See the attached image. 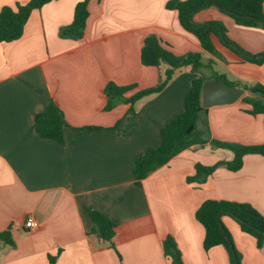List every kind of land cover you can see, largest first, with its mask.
I'll list each match as a JSON object with an SVG mask.
<instances>
[{
  "label": "crops",
  "instance_id": "crops-1",
  "mask_svg": "<svg viewBox=\"0 0 264 264\" xmlns=\"http://www.w3.org/2000/svg\"><path fill=\"white\" fill-rule=\"evenodd\" d=\"M28 0H0L3 7ZM83 0H54L36 9L23 36L0 42V264H171L163 241L176 240L185 264H232L229 250L204 248L205 229L196 211L206 200L248 203L264 216V156L248 155L241 170L219 167L203 184L189 182L196 165L231 161L234 154L208 142L195 144L136 184L135 161L161 144V130L185 111L193 81L225 77L245 90L264 86V62L257 64L212 41L217 54L180 23L170 0H89L83 37L67 38ZM194 22H218L249 55H264V29L239 25L216 7L194 15ZM159 38L178 56L201 55L198 73L178 69L159 93L131 104L121 100L110 111L106 86H133L121 99L155 87L168 68L145 66L141 51L148 36ZM208 62H212L207 66ZM242 97V98H243ZM207 108L200 117L204 137L240 145H264V114L252 115L243 99ZM53 101L68 123L64 143L42 138L35 117ZM85 127L100 130L83 132ZM117 223L114 247L92 233L91 212ZM33 218L38 227L29 230ZM244 264H264V245L243 232L230 216L222 218Z\"/></svg>",
  "mask_w": 264,
  "mask_h": 264
},
{
  "label": "trees",
  "instance_id": "trees-1",
  "mask_svg": "<svg viewBox=\"0 0 264 264\" xmlns=\"http://www.w3.org/2000/svg\"><path fill=\"white\" fill-rule=\"evenodd\" d=\"M52 1L54 0H28L25 4L18 3L14 7H3L0 12V42L20 39L31 13ZM88 3L89 0H83L77 4L72 24L61 29L63 37L74 39L83 37L90 16ZM166 7L178 11L183 28L194 35L208 52L217 54L212 41V35H217L224 45L242 55L246 60L257 64L264 62V58H253L237 43L230 40L226 28L221 23L197 24L194 22L196 13L216 7L233 17L239 25L264 29V0H170ZM141 61L145 66L159 68L162 64H166L168 68L161 74L159 83L155 87L140 90L127 100L121 98L133 86L119 87L112 82L108 83L106 86L108 102L105 110H112L121 100L133 104L144 97L161 92L171 82L178 69L189 67L193 72L198 73L205 66L200 54L189 53L178 56L154 35L146 38L141 51ZM211 64L212 62H208L207 66ZM208 80L200 76L193 81L192 88L185 99V111L161 130L160 146L150 148L135 161L133 172L137 185H142L152 172L168 164L174 157L195 144L203 145L211 142L213 146L229 150L234 154L231 161L221 160L210 166L197 164L195 176L188 178V181L199 184L205 183L219 167H226L230 171L237 172L242 169L248 155L264 156V145L246 146L217 140L209 141L204 137L198 122L200 117L208 111L202 105L203 86ZM217 80H225V77L218 76ZM226 82L235 86L227 80ZM246 90L250 92V96L242 99L252 106L249 113L254 116L264 114V86L256 84L247 87ZM68 126L63 111L53 101L48 102L44 110L35 117L36 131L44 139L64 143V129ZM79 130L92 132L100 128L85 127ZM195 215L205 229L204 248L208 251L216 246L224 245L230 252L232 264H241V255L237 252L233 239L222 221L224 216L232 217L243 232L253 236L259 248L264 245V216L251 204L209 199L202 203ZM91 218L94 223L92 233L105 240L110 247H114L117 223L97 210L91 212ZM0 240L10 246L15 244L9 231L1 232ZM163 247L171 264H185L182 252L172 235L165 238ZM50 262L56 264V259L51 258Z\"/></svg>",
  "mask_w": 264,
  "mask_h": 264
},
{
  "label": "water",
  "instance_id": "water-1",
  "mask_svg": "<svg viewBox=\"0 0 264 264\" xmlns=\"http://www.w3.org/2000/svg\"><path fill=\"white\" fill-rule=\"evenodd\" d=\"M263 59L264 55L253 57ZM245 94L243 88L228 84L225 80L207 81L203 86L202 105L205 108L234 104Z\"/></svg>",
  "mask_w": 264,
  "mask_h": 264
},
{
  "label": "built area",
  "instance_id": "built-area-1",
  "mask_svg": "<svg viewBox=\"0 0 264 264\" xmlns=\"http://www.w3.org/2000/svg\"><path fill=\"white\" fill-rule=\"evenodd\" d=\"M25 227L29 230L36 229L38 227V223L33 218H30L26 221Z\"/></svg>",
  "mask_w": 264,
  "mask_h": 264
},
{
  "label": "rangeland",
  "instance_id": "rangeland-1",
  "mask_svg": "<svg viewBox=\"0 0 264 264\" xmlns=\"http://www.w3.org/2000/svg\"><path fill=\"white\" fill-rule=\"evenodd\" d=\"M237 250V249H236ZM237 252L241 255V264H244V263H246L247 261H249L247 258H245V259H243V256H242V253H241V251L239 250H237Z\"/></svg>",
  "mask_w": 264,
  "mask_h": 264
}]
</instances>
